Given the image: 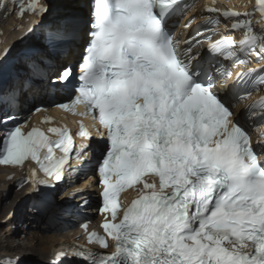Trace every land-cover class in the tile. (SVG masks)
<instances>
[{"label":"snow or ice","instance_id":"obj_1","mask_svg":"<svg viewBox=\"0 0 264 264\" xmlns=\"http://www.w3.org/2000/svg\"><path fill=\"white\" fill-rule=\"evenodd\" d=\"M17 4L21 0H0V10ZM65 7L49 39H81L83 55L78 74L65 67L48 82L53 88L72 86L71 105L58 107L90 116L107 142L97 171L101 211L111 219L103 224L105 235L89 236L101 251L69 246L58 254L60 264L73 257L83 264H264V144L252 146L241 124L244 113L215 90L213 66L201 63L191 47L181 49L169 30L181 0H93L86 21L71 2ZM28 10L44 15L49 7L36 2ZM24 11L21 4V16ZM208 11L234 21L230 34L211 43L210 53L240 64L250 62L241 56L264 60V0L243 14ZM257 13L259 31L252 21ZM237 30L244 32L239 41L232 34ZM33 56L22 54L38 69ZM244 83L264 86V67L239 74L233 87ZM32 85L30 78L7 98L0 93V106L18 104ZM258 90H247L240 99ZM77 105L85 111L77 112ZM250 109L264 121V100L245 112ZM14 119L11 114L0 119L5 125L0 165L27 163L37 191L74 170L71 157L84 163L91 151L90 144L75 146L67 128L25 132L18 123L6 126ZM79 135L92 137L83 124ZM33 162L38 167H31ZM133 187L138 196L125 206L120 194Z\"/></svg>","mask_w":264,"mask_h":264},{"label":"bare ground","instance_id":"obj_2","mask_svg":"<svg viewBox=\"0 0 264 264\" xmlns=\"http://www.w3.org/2000/svg\"><path fill=\"white\" fill-rule=\"evenodd\" d=\"M34 1L46 6L53 3V12L56 13L54 19H45L43 22L30 21L29 25L32 27L30 31L21 30L22 23L16 24V21L21 22L25 13L21 16V7H19L16 16L13 17L15 22H9L13 26L12 29L7 25H2L3 23L0 24V46L4 43V46L0 47V63L5 59L6 44L17 41L19 45L28 41L27 47L17 54L18 59L12 63L10 61L0 72L1 78L5 76L0 80V93L7 98L14 89L21 88L25 81L30 78L33 80L32 87L21 93L18 104L4 103L0 106V119L10 114L15 117L14 121L6 125L7 127H12L17 123L25 126L29 123L35 105L43 104L46 101L50 91L49 79L55 77L59 69L64 68L74 58L75 51L73 49L68 47V53L59 55L52 52L46 43L47 34L61 21L64 13L68 10L65 5L71 2L74 5L73 10L82 17L85 15V0ZM23 7L25 8L24 4ZM35 16L40 18L42 15L36 13ZM81 42L82 40L77 38L73 45L79 47ZM23 53H33V60L39 64V68L34 69L31 62L23 59ZM41 73L44 74V79H35ZM4 127L5 125H0V136H3ZM92 140L91 137L87 144L91 146ZM86 158L84 163H72L71 167L74 170L68 171L58 186L55 188L49 186L43 194H40L42 186L37 191L32 186L25 184L21 171H12L0 166V262L7 261L10 257L16 259V263L21 264L28 262H31L30 264H50L49 262L56 258V251L68 249L70 243L82 242L96 221L93 216L87 213V209L91 207L88 205V200L93 203L95 192L93 189L85 187L88 179L86 174L93 166L91 162L97 160L98 155L91 150ZM80 167L85 170L81 171ZM81 176L84 177L83 182L75 185L73 182ZM71 177L74 181L71 180ZM14 187H18V190L12 194L11 190ZM49 193V198L53 200L52 203L45 199V195ZM24 196L28 207L23 210L25 200L23 202H19V200ZM14 212L17 215L15 217H13ZM77 220L83 221L77 228L72 229ZM85 225H87L86 228Z\"/></svg>","mask_w":264,"mask_h":264},{"label":"rangeland","instance_id":"obj_3","mask_svg":"<svg viewBox=\"0 0 264 264\" xmlns=\"http://www.w3.org/2000/svg\"><path fill=\"white\" fill-rule=\"evenodd\" d=\"M21 31V30H20ZM27 41V40H26ZM26 41H24L23 43H21V44H19L18 45V43H17V41H12V42H10L9 44H6V48H7V51H8V55H7V57L5 58V59H3L2 60V62L0 63V72L3 70V68L6 66V65H8V63L11 61V63H12V61H16L17 59H18V57H16L17 56V54L20 52V51H23L24 49H25V47H27V45H28V41L26 42ZM25 45V46H24ZM5 48V49H6ZM4 49V50H5ZM10 51V52H9ZM2 52H4V51H2ZM15 58V59H14ZM13 59V60H12ZM13 62V63H14ZM11 67H12V65H11ZM82 180H83V178H80L78 181H76V182H74L75 184H80L81 182H82ZM81 181V182H80ZM16 190H18V187H14L11 191L13 192L12 194H14V191H16ZM26 196V195H25ZM23 197L22 199H20L19 200V202H23V200H25V203H24V206H23V210H24V208L26 209L27 207H28V205H27V200H26V197ZM12 197V196H11ZM10 199V198H9ZM14 216L13 217H15V216H17L16 214H15V212H14V214H13Z\"/></svg>","mask_w":264,"mask_h":264},{"label":"water","instance_id":"obj_4","mask_svg":"<svg viewBox=\"0 0 264 264\" xmlns=\"http://www.w3.org/2000/svg\"><path fill=\"white\" fill-rule=\"evenodd\" d=\"M48 7H49V12L45 15L44 19L50 18L52 16V14L54 13L53 12L54 11V8H53L54 4L51 3L50 6H48Z\"/></svg>","mask_w":264,"mask_h":264}]
</instances>
